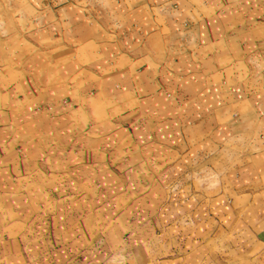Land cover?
I'll list each match as a JSON object with an SVG mask.
<instances>
[{
  "label": "crops",
  "instance_id": "crops-1",
  "mask_svg": "<svg viewBox=\"0 0 264 264\" xmlns=\"http://www.w3.org/2000/svg\"><path fill=\"white\" fill-rule=\"evenodd\" d=\"M0 264H264V0H0Z\"/></svg>",
  "mask_w": 264,
  "mask_h": 264
}]
</instances>
